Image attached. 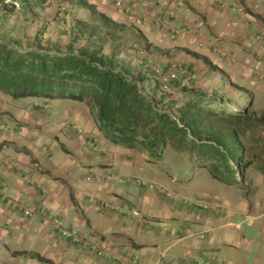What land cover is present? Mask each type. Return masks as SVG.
Segmentation results:
<instances>
[{"label":"crops","instance_id":"crops-1","mask_svg":"<svg viewBox=\"0 0 264 264\" xmlns=\"http://www.w3.org/2000/svg\"><path fill=\"white\" fill-rule=\"evenodd\" d=\"M63 1L73 9L67 21L75 24L89 19L88 9ZM87 1L115 16L110 0ZM126 3L121 6L125 10L151 11L154 21L161 17L172 25L180 24L187 31L175 45L204 66L223 73L222 68L229 70L226 72L238 82L243 81L264 96V71H260L264 69V0ZM39 13L43 15L42 9ZM132 18L128 16L124 23H134ZM40 25L41 29L43 24ZM155 26L153 35H160ZM56 29L50 35L44 33L43 45L50 39L60 40L61 46L66 47L63 43L70 39V30L63 26L59 33ZM163 38L156 40L153 48L157 49ZM34 43L35 35L19 42L25 47ZM216 46L220 54L214 52ZM131 64L140 71L139 64ZM149 85L160 102L175 99L161 96L157 90L159 78L149 81ZM24 99L27 98L14 100L16 108L13 106L12 110L7 107L13 112L9 114L10 123L0 120L11 129L0 131V182L7 196L26 208L37 207V212L27 218L0 202V264H205L208 260L264 264V127L260 129L261 138L247 143H253V153L243 163L252 164L244 169V174H234L239 183L216 178L207 162L201 164L202 170L195 171L198 188L188 190L178 184L180 179L173 175V169L167 170L164 164L154 161L146 150L111 142L97 125L94 111L86 101L40 100L47 106L48 102L58 103L50 116L48 110L44 115L37 112L39 108L33 107L35 99ZM55 118L62 119L57 134L52 132L53 124L49 125ZM74 122L86 131L84 136L69 134L67 127ZM19 130L24 131V137L18 135ZM47 137L49 153L44 154L45 147L41 149L40 144ZM241 144L246 153L245 144ZM108 174L113 176L110 181L95 179L96 175ZM134 178L150 181L157 189L137 185ZM164 191L173 196L166 197ZM101 200L112 202L115 208H102ZM201 202H209L211 208L202 209ZM53 216L59 217L66 227L77 229L81 236L98 239L104 258L81 244L60 238L52 224ZM188 229H192L191 235H187ZM201 235L205 237L202 239Z\"/></svg>","mask_w":264,"mask_h":264},{"label":"trees","instance_id":"trees-1","mask_svg":"<svg viewBox=\"0 0 264 264\" xmlns=\"http://www.w3.org/2000/svg\"><path fill=\"white\" fill-rule=\"evenodd\" d=\"M66 1L90 12L89 20L70 25L66 47L61 46L60 40L53 42L50 39L43 45L45 26L36 32L35 43L26 49L19 40L0 39V95L14 100L86 101L94 111L97 125L111 142L146 150L153 157H159L168 146L188 153L198 149V158L209 162L207 165L213 176L226 183H239L232 182L229 177L252 164L251 161L244 164L242 159L235 162L230 156L236 143L242 146L241 131L229 128L218 135L209 127L207 139L200 136L209 115L219 114L218 103L195 98L177 109L173 107L174 112L161 111L165 103L154 93L145 95L143 87L139 86L146 80H153V72L146 70L144 64L139 65L140 71L134 70L132 60L127 59L124 34L133 28L116 22L87 0ZM27 4H31L29 0ZM2 9L6 10L1 6ZM25 11L32 15L34 8L27 7ZM82 42L85 43L80 46ZM107 47L109 52H106ZM189 53L200 57L194 52ZM238 120L246 123L243 117ZM242 151L244 155V148ZM34 257L40 259V256Z\"/></svg>","mask_w":264,"mask_h":264},{"label":"rangeland","instance_id":"rangeland-1","mask_svg":"<svg viewBox=\"0 0 264 264\" xmlns=\"http://www.w3.org/2000/svg\"><path fill=\"white\" fill-rule=\"evenodd\" d=\"M20 1L22 4L21 10L13 11L11 8H8V10H0V36H3L5 41H20L23 38L36 35V32L41 27L40 24H43V27L45 26L47 35H50L54 32L56 27L57 32L60 33L63 26L70 28V25L74 22L64 20V23H56V16L58 13L61 14V18L66 17V19L73 14V9L69 6L70 4H66L63 0H53L52 2H49V0H37V2L32 0L30 2L31 5L34 6V8L35 6L37 7L35 11H31L32 15H29L27 13L28 11H25V8H30L27 4V0ZM117 1H122L123 6L127 5L126 0H110V8L114 11L115 16L108 15L109 11L106 10L107 15L119 23H124L126 21L125 19H128V16H133L131 20H134V23H125L133 28V31L124 34L127 45V58H130L134 64H144L145 69L153 72V78H159L160 82L170 71L175 70L177 72V79L171 82L169 90L164 92L165 97L168 96V98H170L171 96H174L175 99H169L168 102L165 103V108L174 112L171 110L173 107L174 109H177V105H179V103H185L190 99L202 98L208 101L215 100L220 106V109L218 108L219 114L209 115L203 124L202 128L204 131L200 134V136L202 139H207L206 136L210 134L208 130L209 127L212 129V132H216L218 135L223 132L226 133V130L229 128H235L238 132L240 130L241 133L239 132V134L241 135V143L246 146L245 156H242L243 148L238 143L235 144L236 146L234 148V152L231 153L230 156L235 162H239L241 159L244 162V159L249 158L253 153V143H251L250 146H247V143L252 139L261 138L259 137V133L262 132L260 129L264 127V111H262V109H264V96H262L261 92L254 91V88L247 86L243 81L238 82L234 75L226 72H230L229 70L222 68V71H224L223 73L220 70L218 71L206 65L204 66L203 62L199 63L195 60V58L187 54L185 51H182L181 47L175 44H178V39L187 30H183L179 23L177 26L172 25L169 20L161 17H158L154 21L153 13L151 11L145 13H135L129 8L126 13L125 8L117 6ZM41 9L43 15L39 13ZM5 11L8 14H6V17L3 18L1 16ZM52 14L54 15L52 16ZM174 18L175 16L170 18V21H173ZM68 23H70V25H68ZM153 25H156L154 29L161 33L160 35H153ZM160 37L164 38L161 39L162 43L156 45L157 49L158 47L161 48L157 50L153 48V44H155V41ZM138 38H140V42L136 43V39ZM0 39L2 38L0 37ZM66 44L67 43L64 41L63 45L65 46ZM148 45L149 47L147 48ZM22 47L23 49L27 48L25 46ZM106 52H109V47H107ZM260 71H264V69H261ZM149 81L151 80L145 81V92L152 95L153 92L150 89ZM157 90L163 92L160 88H157ZM32 99L33 98H27L23 101H30ZM36 102L40 105L39 111L37 112H40V115H44L45 111L47 112L48 110L50 112V116L54 111L55 104H58L55 102L53 105L52 102H48L49 106H47V104H43L40 100H36L34 103ZM34 103L33 107L37 108L34 106ZM13 106L16 108L14 99L0 95V120L7 119L9 121L8 123H10L11 119L9 116L12 115L13 112L11 114L7 107L12 110ZM25 108L28 110L29 105ZM230 114H237V116L231 117ZM240 117L245 118L246 123L239 121L238 119H240ZM61 122V118H55V120L52 119L49 122L50 126L51 123L53 124L52 132L56 131L55 133L57 134L61 130ZM67 129L69 134L73 136L80 137L82 135L84 136L86 133L83 127L79 123L75 122L70 124ZM19 131L23 132L24 137V131ZM19 131L17 132L18 135L22 136L19 134ZM43 139L44 140L40 144V147L41 149L45 147L43 149L44 154L46 152L49 153V148L47 146L48 141L46 142L48 137ZM197 152L198 149L194 150L195 154L179 152L172 146H168L162 151V153H160L159 157H153V160L164 164L167 170L173 169L176 173L173 175L176 176L177 179H180L178 181L179 185L186 186L185 188L188 190H196L198 186L196 185L194 179L195 171L202 170L201 164L207 163L205 159L198 158L199 155L196 154ZM233 166L236 167V165ZM238 172L244 174V170L242 169ZM134 179L136 184L137 179L144 180L147 187H149V184L152 183L147 180L145 181V179L142 178ZM229 179L232 182H236L234 174L230 176ZM240 219L244 218L240 217Z\"/></svg>","mask_w":264,"mask_h":264},{"label":"built area","instance_id":"built-area-1","mask_svg":"<svg viewBox=\"0 0 264 264\" xmlns=\"http://www.w3.org/2000/svg\"><path fill=\"white\" fill-rule=\"evenodd\" d=\"M159 3H162V0H159ZM117 5L122 6V2L119 1L117 3ZM1 6H7L10 8H14V10H17V11L21 10V4L18 0H0V7ZM126 12H128V11H126ZM59 17H61V15ZM258 37H260V36H258ZM214 52L220 54L221 50L218 46H216L214 48ZM176 79H177V72L175 70L170 71L166 76H164L162 78V80L160 82L161 90L163 92H166L167 90H169L170 83L175 81ZM144 84L145 83H140L139 86H142L143 90H144V94L148 95L145 92ZM34 106L39 108L40 105L36 102V103H34ZM160 110L169 112V110H167L166 108H164V109L161 108ZM172 117L178 123V125L180 127H183V125L180 123L179 119L175 115H172ZM1 130L2 131L8 130V125L5 122H0V131ZM19 134L23 135V132L19 131ZM112 178H113V176L111 174H108L105 177L100 176V175L95 176L96 180L104 181V182L110 181V180H112ZM136 182L139 185H145L144 180L137 179ZM149 187L151 189H157L156 185L154 183H150ZM164 195L168 198H171L173 196V194L170 191H164ZM90 201L93 202L94 199L91 198ZM0 202L4 203V205L9 207V208L11 207L16 211H21L23 213V215L27 218L33 217L34 214L37 212V207L26 208V207L22 206V204L19 201L7 196L4 192V187H3L1 182H0ZM195 203H198V202H195ZM100 205L104 209H114L115 208L114 204L110 201L101 200ZM200 207L204 210H209L211 208L209 202H201ZM52 224H53V226H54V228H55V230H56V232L60 238L67 240V241H70L74 244H81L82 247H84L87 251H94L99 258H104L105 252H104L103 248L101 246H99V244L97 243L98 239H91V238L88 239V238L81 236L80 232L77 229L66 227L64 225L63 221L57 216H53ZM192 233H193L192 229L187 230V235H191ZM204 237H205L204 235H201L202 239ZM204 263L205 264H225L223 262L217 263L216 261H213V260H208L207 262H204Z\"/></svg>","mask_w":264,"mask_h":264},{"label":"clouds","instance_id":"clouds-1","mask_svg":"<svg viewBox=\"0 0 264 264\" xmlns=\"http://www.w3.org/2000/svg\"><path fill=\"white\" fill-rule=\"evenodd\" d=\"M19 2H20V4H21V1L20 0H18ZM158 3H159V0H156ZM119 2V1H118ZM121 2V1H120ZM164 2V0H162V3ZM162 3H159V4H162ZM3 7H5L6 8V10H8V8H10V7H7V6H3ZM121 7V6H120ZM21 8H22V4H21ZM13 11H17V10H14V8H11ZM126 11H128V10H125V12ZM65 13V12H64ZM127 13V12H126ZM58 15V14H57ZM61 14H59L58 16H56V19H57V21H56V23H60V22H63L64 23V20H67L66 19V17H63V18H61V17H59ZM67 15H69V14H67ZM161 89V88H160ZM161 93H164V92H161Z\"/></svg>","mask_w":264,"mask_h":264}]
</instances>
